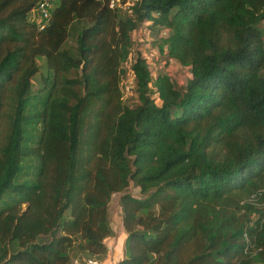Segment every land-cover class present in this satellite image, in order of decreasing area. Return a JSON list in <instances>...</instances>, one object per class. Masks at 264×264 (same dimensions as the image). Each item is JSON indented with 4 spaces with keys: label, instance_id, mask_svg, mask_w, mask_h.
Returning a JSON list of instances; mask_svg holds the SVG:
<instances>
[{
    "label": "trees",
    "instance_id": "16d2710c",
    "mask_svg": "<svg viewBox=\"0 0 264 264\" xmlns=\"http://www.w3.org/2000/svg\"><path fill=\"white\" fill-rule=\"evenodd\" d=\"M41 1L0 0V264L103 259L115 193L116 264H264V0ZM146 22L191 78L136 52L127 106Z\"/></svg>",
    "mask_w": 264,
    "mask_h": 264
},
{
    "label": "rangeland",
    "instance_id": "374dc122",
    "mask_svg": "<svg viewBox=\"0 0 264 264\" xmlns=\"http://www.w3.org/2000/svg\"><path fill=\"white\" fill-rule=\"evenodd\" d=\"M135 0H116L115 2H125L123 6L126 8L131 6ZM123 10L125 11L124 7ZM50 11V7H49ZM30 18L39 22L42 20L41 12L38 8L33 10L30 14ZM260 27L264 30V20L260 23ZM166 35V30L150 28L149 23H143L136 30L131 33L132 37V50L131 54L124 64L125 74L121 76L119 83V92L121 93V103L127 106H135L138 104L137 93L135 91V82L133 73L131 71V63L133 62L136 52L144 56L148 62V65L151 69L153 75H156L158 71L162 70L166 72L171 80L179 87L184 86L188 79L191 78L190 67L183 66L174 59H167L165 54L159 49V38ZM73 43V40L71 41ZM40 65H43V61H39ZM43 71V67L41 70ZM33 91H37L39 87L42 86L41 76L37 74L33 80ZM156 102L159 104V101L156 99ZM127 192L131 193L134 196H139V189L132 184L127 188ZM121 193H115L111 196V199L108 204V215L110 220V225L113 230L114 238L112 244L115 246L117 242H120L113 254L118 255L122 252L121 242L123 240L122 227H120L119 217L121 214L120 211V199ZM24 208V205H23ZM108 241H106L107 243ZM124 251V249H123ZM123 257V256H122ZM75 258V257H74ZM120 258L119 260H121ZM118 260V261H119ZM117 261V262H118ZM116 262V263H117ZM115 263V264H116Z\"/></svg>",
    "mask_w": 264,
    "mask_h": 264
},
{
    "label": "crops",
    "instance_id": "0c3cea01",
    "mask_svg": "<svg viewBox=\"0 0 264 264\" xmlns=\"http://www.w3.org/2000/svg\"><path fill=\"white\" fill-rule=\"evenodd\" d=\"M119 221H120V227H122V224H121V214H120V217H119ZM120 230H122L123 240L125 241L126 233L123 230V227ZM112 240H114V238L111 237V236L105 239V244L111 246L112 249L110 251H107V254H106V256L103 259H99L100 264H115L120 258H122V256H123V249H124V241L121 242L122 252L119 253L118 255H116L115 253L113 254V252L116 249V246L120 242H117V244L115 246V243H114V245L112 244V242H111ZM106 241H108V242L106 243Z\"/></svg>",
    "mask_w": 264,
    "mask_h": 264
},
{
    "label": "built area",
    "instance_id": "2783aa9c",
    "mask_svg": "<svg viewBox=\"0 0 264 264\" xmlns=\"http://www.w3.org/2000/svg\"><path fill=\"white\" fill-rule=\"evenodd\" d=\"M116 0H110V6H112L114 4ZM49 7H50V3L48 2V0H43L39 3V5L37 6V8L40 10L41 15H42V19H45L48 15H49ZM107 246V251H110L112 248L109 245ZM82 263L83 264H100V261L96 258H84L82 259ZM72 264H80V262L78 261V259H74Z\"/></svg>",
    "mask_w": 264,
    "mask_h": 264
}]
</instances>
